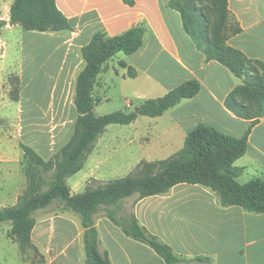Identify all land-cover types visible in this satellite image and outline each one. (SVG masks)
I'll return each mask as SVG.
<instances>
[{
  "label": "crops",
  "instance_id": "crops-1",
  "mask_svg": "<svg viewBox=\"0 0 264 264\" xmlns=\"http://www.w3.org/2000/svg\"><path fill=\"white\" fill-rule=\"evenodd\" d=\"M14 1L0 0V20L9 21ZM178 1L183 0H56L73 30L62 35L29 32L47 38L44 43L52 45L51 56L42 64L36 63L37 59L33 57L28 64L23 62L16 68L7 61L18 49L22 52V38L27 31L20 26L7 25L0 31V49L4 48L0 53L4 67H0V71L16 72L18 77H24L22 75L28 71L35 72L31 77L40 72L47 76L51 73L49 76L56 79L55 89L64 86L63 92L67 87L71 91L85 67L80 51L95 34L102 32L114 37L143 26L146 30L143 46L130 56L118 57L117 54L105 65L98 83L104 86L110 74L118 80L122 78L121 82L134 80V94L140 101L136 104L130 101L127 107L135 109L189 80H197L201 89L194 98L184 100L163 116L154 118L159 138L170 146L183 143L187 134L199 124L242 137L253 120L236 116L227 108L226 100L243 84V79L220 63L206 59L204 52L185 31L181 13L172 6ZM228 11L229 24H236L241 32L231 34L226 45L239 50L255 67L258 68L257 63L264 65V0H229ZM155 93L156 96H152ZM237 101L244 102L240 98ZM19 111L22 118V108ZM167 114V127L164 128L161 120ZM137 122L139 118L134 124ZM166 143H161L160 147ZM95 154L88 157L85 174L73 180L90 176ZM234 165L243 169L239 178L242 184L264 179V117L259 118L252 128L247 153ZM69 186L72 195L83 194L87 189L85 185L80 190ZM15 188L13 186L7 194L9 198L15 194ZM19 196H13L12 203L6 205H15ZM5 203L0 201V208L5 207ZM134 214L151 235L169 245L181 258L211 259V263L190 264H264V214H252L238 206L224 208L215 193L202 186L179 184L166 195L139 200ZM71 216L74 217L69 213L38 221L32 240L41 259L21 260L18 264H85L84 229L77 216L74 220ZM94 219L97 229L104 226L106 238L99 249L102 254H108L111 264H165L153 249L127 237L108 218L95 215ZM37 227H40L41 234L35 239ZM10 231L11 226L8 234ZM112 244H115L114 248Z\"/></svg>",
  "mask_w": 264,
  "mask_h": 264
},
{
  "label": "trees",
  "instance_id": "trees-1",
  "mask_svg": "<svg viewBox=\"0 0 264 264\" xmlns=\"http://www.w3.org/2000/svg\"><path fill=\"white\" fill-rule=\"evenodd\" d=\"M211 1L221 17L215 25L202 9H197L202 0L178 1L172 6L181 13L185 31L204 52L206 59L220 63L243 79V84L227 98L226 106L239 118L253 120L246 133L235 137L199 124L187 134L183 148L172 157L155 162L142 161L135 172L124 178L96 188L87 187L83 194L72 195L68 180L84 168L108 126L131 125L142 116L161 117L184 100L194 98L201 89L199 81L189 80L132 111L96 116L94 110L100 101L94 90L105 65L119 53L126 56L136 53L143 46L146 30L137 26L114 37L102 32L95 34L80 51L85 67L76 80L74 105L77 117L68 142L50 159H45L26 144L20 145L27 188L15 205L0 208V233L2 225L10 223L9 236L23 255L29 250L38 252L32 240L37 224L35 215L54 204L79 217L84 229L85 264H111L108 254H102L99 249V232L94 217L101 209L106 210L108 219L127 237L149 246L165 264L211 263L208 258H181L169 245L151 235L134 213L122 215L121 202L135 195H138V202L147 197L166 195L179 184L199 185L215 193L224 208L238 206L252 214H264V179L242 184L239 178L243 169L234 165L247 153L252 128L259 118L264 117V65L257 63L258 68L255 67L239 50L226 45L231 35L226 34L230 28L229 0ZM7 25L20 26L27 32L73 30L56 0H15L9 21L0 20V31ZM211 30L215 32V40L208 36ZM239 32L241 29L235 26L232 34ZM20 86L17 78L11 93L17 102ZM238 98L244 102H238Z\"/></svg>",
  "mask_w": 264,
  "mask_h": 264
},
{
  "label": "rangeland",
  "instance_id": "rangeland-1",
  "mask_svg": "<svg viewBox=\"0 0 264 264\" xmlns=\"http://www.w3.org/2000/svg\"><path fill=\"white\" fill-rule=\"evenodd\" d=\"M181 2H185V0ZM197 9H202L213 25L217 24L221 18L219 10L215 8L211 0H202L197 4ZM229 25L227 35L232 34L236 26L234 23ZM66 33L68 32H60L57 35ZM208 36L215 40L214 30H211ZM46 40L47 38L39 36V34L24 32L22 52L20 49L15 51L14 56L10 57L7 63L19 68L23 62L28 64L29 59L32 60L33 57L37 59L36 63L38 64L46 62L52 51V45L44 43ZM3 52L4 48L0 49V53ZM118 55V57H124L122 53ZM2 66L3 63L0 62V67ZM31 73L28 71L22 75L24 77H18L16 72L0 71V197H4L0 201L1 203L6 202L5 207L8 206L6 204L12 203L13 196L21 195L27 188V178L24 174L25 164L20 145L26 144L37 150L46 159H50L71 137L77 117L74 105V88L69 91L67 87L66 91L63 92L64 86L55 89L56 79L49 76L51 73L47 76L44 72H40L35 77H31ZM111 75L106 77L104 86L102 83H98V86L95 87V97L100 101L94 110L96 116L117 111H132L134 109H130V106L127 107V104H130V101L135 104L140 101L134 94V87L136 86L134 80L126 79L121 82L122 78L118 80L116 76ZM17 78L21 84L18 102L13 100L11 96ZM11 80L14 86L11 84ZM152 96H156V93ZM21 108L23 111L22 118L19 114ZM162 119L161 122L166 128L168 114ZM154 123V118L142 116L139 117V122L136 124L108 126L92 152H95L96 156L91 162L90 176L88 174L85 178L73 180L75 177L85 174L88 165L86 163L81 172L68 180H73L69 185H73L77 190H80L83 185L90 188L103 186L111 180L121 179L135 172L142 161L164 160L172 157L183 148L184 142L170 146L169 143L161 140L156 133ZM158 129L162 128L159 127ZM161 143H166V145L160 147ZM13 186L16 187V192L11 195L12 198H9L10 196L7 194L11 192ZM137 199L138 195H135L122 201L121 214L130 215L134 213ZM69 213L71 212L63 210L58 204H54L46 210L37 212L35 217L38 222ZM71 214L74 215V217L71 216V219L74 220L77 215ZM96 217L108 218L106 210L101 209ZM77 220L80 223L78 216ZM9 228L10 223H4L1 227L0 264H18L21 260L39 261L41 259L40 253L34 250H29L25 255L21 253L18 244L9 237ZM98 230L99 241L102 246L106 238L104 226L101 225ZM40 234V227H37L34 238H39ZM114 247L115 244H112V248Z\"/></svg>",
  "mask_w": 264,
  "mask_h": 264
}]
</instances>
